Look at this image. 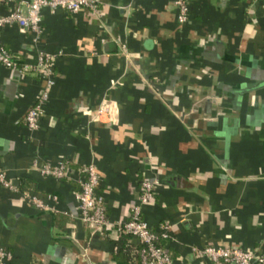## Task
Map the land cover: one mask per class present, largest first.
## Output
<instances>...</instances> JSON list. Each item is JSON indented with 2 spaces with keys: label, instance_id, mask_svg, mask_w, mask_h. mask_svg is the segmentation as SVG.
Here are the masks:
<instances>
[{
  "label": "crops",
  "instance_id": "0c3cea01",
  "mask_svg": "<svg viewBox=\"0 0 264 264\" xmlns=\"http://www.w3.org/2000/svg\"><path fill=\"white\" fill-rule=\"evenodd\" d=\"M189 6L183 23L173 0H103L98 15L44 8L40 44L17 23L0 28V43L22 59L39 47L56 54L33 132L25 117L46 80L0 64V169L16 186L0 182L10 264H140L136 238L120 245L117 225L145 178L156 192L143 216L153 228L171 222V264H215L195 244L264 251V0ZM106 102L110 111L92 118ZM61 159L68 176L41 172ZM89 162L110 218L101 229L80 217L75 194ZM25 192L55 195V209Z\"/></svg>",
  "mask_w": 264,
  "mask_h": 264
},
{
  "label": "built area",
  "instance_id": "2783aa9c",
  "mask_svg": "<svg viewBox=\"0 0 264 264\" xmlns=\"http://www.w3.org/2000/svg\"><path fill=\"white\" fill-rule=\"evenodd\" d=\"M102 3L103 0H0V28L17 23L31 32L34 42L40 44L44 32V8H49L52 12L63 9L71 13L85 10L91 15H98L102 12ZM173 3L177 7L178 22H185L189 17V0H173ZM55 59V53L40 47L36 48L34 58L22 59L11 48L0 43V64L18 68L21 73L36 71L46 80V85L37 95L25 117L27 127L32 132L40 127L45 103L50 96V88L56 81ZM110 109V105L106 102L90 114L96 119L108 113ZM41 172L57 178L66 177L69 175L68 159H61L57 164L45 162L41 166ZM81 174L76 180L78 187L75 193L80 217L97 228L107 227L110 218L105 195L99 191L101 178L97 164L95 162L83 164ZM0 182L10 188H16L13 180L7 178L3 169H0ZM140 190L139 198L132 206L130 217L119 222L117 228L120 232L129 233L136 238L134 250L139 256L140 264H171L170 248L163 242L172 235L171 222L164 221L158 228H153L143 216L144 204L155 199V180L143 179ZM23 197L38 208L55 209V205L49 201V199L56 200L55 195L49 194L45 197L36 192H25ZM192 250L202 258H209L215 264H252L254 260L264 262V251L257 252L255 249L234 243L202 246L195 244ZM12 258L13 253L8 247H0V264H10Z\"/></svg>",
  "mask_w": 264,
  "mask_h": 264
},
{
  "label": "trees",
  "instance_id": "16d2710c",
  "mask_svg": "<svg viewBox=\"0 0 264 264\" xmlns=\"http://www.w3.org/2000/svg\"><path fill=\"white\" fill-rule=\"evenodd\" d=\"M122 234V236H121V238H120V241H118V242H120V245H121V242L124 240V247H128V245H127V243H128V239H126V238H128V236H130L131 234H129V233H126V232H122L121 233ZM127 240V241H126Z\"/></svg>",
  "mask_w": 264,
  "mask_h": 264
}]
</instances>
